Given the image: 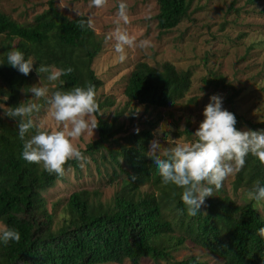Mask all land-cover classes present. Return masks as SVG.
<instances>
[{
    "label": "trees",
    "instance_id": "obj_1",
    "mask_svg": "<svg viewBox=\"0 0 264 264\" xmlns=\"http://www.w3.org/2000/svg\"><path fill=\"white\" fill-rule=\"evenodd\" d=\"M156 4L160 34L189 19L191 0H156ZM82 18L86 16L65 17L52 0L31 23H17L0 11V62H6L7 52L16 48L37 59L34 69L39 62L57 68L71 66L73 72L53 82L55 87H50V92L95 85L99 104L97 139L81 151L85 156L98 154L108 159L123 179L111 203L93 197L95 192L93 196L85 190L72 193L62 205L64 215L56 221V205L48 210L42 194L63 181L68 172L75 179L79 177L81 161L66 162L62 175L49 174L42 166L24 161L20 158L23 142L16 121L0 115V224L14 227L21 234L18 242L0 245V264H141L143 259L155 264H207L194 257L173 262L172 252L186 241L206 250L219 264H264V239L257 234L264 218L254 202L246 198L255 180L264 183L263 162L249 155L244 168L235 175L232 189H242L243 204L232 200L221 188L205 200V212L202 205L198 215H188L180 199L181 189L163 184L143 155L151 131L116 138L122 127L117 119L124 109L115 111L111 121L101 118L103 108L114 103L110 97L101 100L98 96L102 82L92 64L102 51V43L92 29L79 27ZM36 80L39 76L34 70L25 76L7 64L0 66V103L5 104V112L32 97L24 89ZM226 81L225 76L216 73L202 79L206 85L235 92ZM191 84L189 70L168 62L158 67L140 62L128 74L123 94L127 104L165 109L181 102ZM236 94L226 98L231 107ZM35 102L42 105L41 109L47 108L43 98ZM235 118L241 124L240 116L235 114ZM32 134L34 130L25 139ZM184 134L189 132L185 130ZM118 173L113 171V177ZM145 185L150 191L143 193L139 189Z\"/></svg>",
    "mask_w": 264,
    "mask_h": 264
},
{
    "label": "rangeland",
    "instance_id": "obj_2",
    "mask_svg": "<svg viewBox=\"0 0 264 264\" xmlns=\"http://www.w3.org/2000/svg\"><path fill=\"white\" fill-rule=\"evenodd\" d=\"M49 1L0 0V11L17 23H31L36 15L48 8ZM52 1L57 10L69 19L83 15L91 16L93 20L92 30L102 43V51L92 64L96 76L102 82L98 96L101 100L110 97L114 103L111 107L103 108L100 116L111 121L115 111L124 109L122 116L117 119V125L122 127L116 138L126 137L139 129L150 130L152 140L154 130L163 125L171 126L173 139L187 137L184 131L187 130L189 135L194 133L203 119L202 111L209 103V97L214 94L223 97V108L240 116L241 124L237 122L235 125L239 130L264 129V0H253L252 3L250 0H191L189 19L162 34L156 26V0H125L128 6L126 24L116 15L120 0H105L100 8L92 6L90 0ZM118 25L137 42L125 48L124 61H120L119 54L114 52L115 41L106 39ZM2 40L3 37H0V47L3 45ZM141 40H148L149 45L139 47L138 42ZM140 62L153 67L168 62L180 70H189L192 73L189 92L181 102L165 109H146L134 103L127 104L123 89L128 74ZM212 73L222 74L227 79L226 83L236 89L232 107L225 102L230 94L235 93L231 88L222 90L202 82ZM38 82L36 80L32 85ZM0 107L6 110L4 103H0ZM2 114L3 109H0ZM34 119L48 129L57 127V122L48 114L47 108L43 107L34 115ZM95 139L96 129L93 133L77 138L74 143L80 149H85ZM86 157L87 161L80 162L79 177L75 179L68 172L63 181L42 194L48 210L51 205H56V221L64 215L62 205L76 191L85 190L91 196L95 192L96 196L93 197L103 203H111L119 191L123 175L118 173V169L111 166L108 159L99 158L98 154ZM113 171L118 173L116 178L113 177ZM235 175L227 177L222 188L225 194L241 205L242 189L237 192L232 189ZM139 190L143 193L150 191V186L145 185ZM246 198L249 199L248 196ZM205 207L206 202L202 206L203 212ZM257 211L264 218V208ZM190 257L207 264L220 263L216 257L191 241H186L172 252L173 262ZM141 264L155 263L143 259Z\"/></svg>",
    "mask_w": 264,
    "mask_h": 264
},
{
    "label": "clouds",
    "instance_id": "obj_3",
    "mask_svg": "<svg viewBox=\"0 0 264 264\" xmlns=\"http://www.w3.org/2000/svg\"><path fill=\"white\" fill-rule=\"evenodd\" d=\"M90 2L97 8L105 4V0ZM127 13V3L120 0L116 15L125 24L128 21ZM78 25L81 29H92L93 20L88 16L79 19ZM106 39L115 41L114 52L119 54L120 61L125 60V48L137 43L119 25ZM148 45V40L138 42L141 48ZM35 61L37 59L34 56H26L16 48L7 52L6 62H0V66L7 64L25 76L34 70L39 76V82L24 89L32 94L30 99L11 107L8 112L3 107L0 109H3L4 115L16 121L17 134L23 142L20 158L42 166L49 174L62 175L66 162L87 161L74 141L82 135L93 133L98 127L96 117L99 104L95 85L74 86L68 90L56 88L50 92V85L55 87L52 82L72 73L73 68H57L39 62V66L34 69ZM44 80L48 83H44ZM41 98L47 105L48 114L57 122L55 129H48L34 119L42 107L35 101ZM202 117L194 133L187 137L173 139L170 125L158 127L154 130V139L149 141L148 149L143 152L157 170L163 184L181 189L180 199L190 216L198 215L205 200L222 188L225 179L244 168L246 157L251 155L264 162V129H237L235 114L223 108L222 96L214 94L209 97ZM31 130H34V134L25 139ZM247 196L257 209L264 208V183L255 180ZM257 234L264 239V226L257 229ZM20 238L18 229L0 226V245L18 242Z\"/></svg>",
    "mask_w": 264,
    "mask_h": 264
}]
</instances>
